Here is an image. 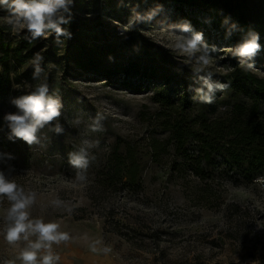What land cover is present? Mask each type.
I'll list each match as a JSON object with an SVG mask.
<instances>
[{
  "label": "rangeland",
  "instance_id": "obj_1",
  "mask_svg": "<svg viewBox=\"0 0 264 264\" xmlns=\"http://www.w3.org/2000/svg\"><path fill=\"white\" fill-rule=\"evenodd\" d=\"M132 2L139 3L141 11L161 3L171 20L188 19L203 31L205 40L220 49L208 70L213 80L228 82L230 87L217 92L211 105L192 101L187 91L195 78L192 65L166 47L168 40L154 23L141 24L127 33V39L122 38L120 26L130 13L117 0H75L72 22L65 26L72 39L54 49L48 48L55 44L53 37L30 41L0 19V75L10 79L9 91L0 96V117L14 111L10 98L26 95L43 82L63 102L59 120L65 132L56 135L42 130L50 137L47 147L9 142L7 130L0 131V152L14 156L7 162L15 169L13 178L38 193L33 215L43 214L45 222L59 221L61 231L75 237L54 245L60 255L58 264H264V190L258 183L264 180V170L250 172L252 179L244 177L230 156L234 151L228 152L227 164L226 151L215 145L209 160H202L206 176L200 180L192 176L191 169L201 144L187 139L178 148L168 130L181 119L168 105H180L185 90L190 105L184 115L188 123L197 118L228 123L237 106L243 116L252 106L264 111V94L241 81L246 73L264 80V52L256 55L255 68L245 71L238 58L226 51L234 40L225 39L212 22L204 24L207 17L194 9L179 10L163 0ZM21 42L26 43L24 50ZM136 45L139 51L133 52ZM36 53L44 57L39 80L33 79L31 65ZM76 58L92 71L76 68ZM129 58L139 74L153 79H124L119 71ZM26 69L32 73L31 80L18 82ZM98 114L105 117L103 131L89 132L87 125ZM77 116L82 123L72 125ZM83 139H98L100 146L92 150L96 159L86 170V182L81 183L76 180L78 170L67 163V154ZM152 139L165 149L156 158L149 150ZM117 143L129 145L140 160L136 183L124 187L104 183V157ZM255 151L242 150L241 155L248 157ZM6 167L0 164V169ZM56 197L70 203L71 214L52 207L41 213L39 204ZM7 206L6 200H0V214ZM84 234L87 241L80 239ZM97 240L101 243L96 244ZM16 253L0 234V264Z\"/></svg>",
  "mask_w": 264,
  "mask_h": 264
},
{
  "label": "clouds",
  "instance_id": "obj_2",
  "mask_svg": "<svg viewBox=\"0 0 264 264\" xmlns=\"http://www.w3.org/2000/svg\"><path fill=\"white\" fill-rule=\"evenodd\" d=\"M75 0H0V16L9 28L17 34H23L30 40L53 37L56 45H61L72 39V32L67 25L73 19V5ZM118 6L129 7V18L126 24L120 26L119 35L127 39V33L135 30L141 24H155L162 30L168 40L166 47L184 58L186 64L192 65L194 76L187 91L192 93L190 99L199 104L211 105L216 99L217 92H224L230 87L228 82L213 80V73L208 70L215 61L220 49L215 44H209L201 30H196L191 21L185 18L171 20L165 15L163 4L154 3L146 10H139V3L132 0H117ZM223 16L221 27L224 29V38L230 39L235 32H242L241 40L226 49L230 56L238 58V63L245 70L255 68L256 55L264 51L260 43V33L254 29L243 30L240 25L232 20L230 15ZM204 24H210L211 19L205 18ZM138 47H133V52H138ZM44 57L36 53L31 60L33 66V79L39 80L44 69L41 66ZM109 60L112 57H108ZM9 104L14 111L6 112L0 117V131H6V139L15 143L22 141L26 146L39 145L47 147L50 137L42 131L62 135L65 132L59 117L62 115L63 102L58 94H50L46 82L39 83L34 90L26 95L14 96L9 99ZM103 115L98 114L87 125V130L92 133L103 131ZM72 125H80L79 116L74 118ZM100 146L98 139H83L79 147L67 154V163L77 169L76 180L84 183L87 180L86 170L90 163L96 159L93 149ZM10 153L0 152V164L7 165L0 169V200H6L8 206L0 214V234L6 241L17 249L15 257L4 264H58L60 255L54 245L62 241L75 239L70 234L61 231L59 221L45 222V217L33 215L34 207L38 204V193L26 190L18 184L12 174L15 169L7 164L13 160ZM41 213L52 207L54 210H63L71 214L73 207L69 202L56 197L47 204H39ZM88 240L87 234L80 237ZM96 244L101 241H95ZM95 251V247L92 248ZM104 251H108L107 248Z\"/></svg>",
  "mask_w": 264,
  "mask_h": 264
},
{
  "label": "trees",
  "instance_id": "obj_3",
  "mask_svg": "<svg viewBox=\"0 0 264 264\" xmlns=\"http://www.w3.org/2000/svg\"><path fill=\"white\" fill-rule=\"evenodd\" d=\"M99 2V0H97ZM159 1V0H157ZM170 1L176 4L181 10V7L194 9L203 17L211 19L214 27L218 28L224 34V29L221 27L223 16L220 11L223 10L224 15H230L232 20L237 22L243 30L254 29L260 33V43L264 45V0H163ZM243 33H233L231 39L234 40V45L241 40ZM238 39V41H236ZM20 49H25V42L20 43ZM140 44V43H139ZM58 45H49L48 48H53ZM135 47L140 48V45ZM157 49V47H155ZM264 52V51H261ZM157 51L155 52V54ZM90 60V58H88ZM68 62V61H67ZM165 61H163V64ZM76 68L87 69L92 71L91 67L81 65L80 58L74 61ZM118 72V71H117ZM120 75L125 79L151 78V75H141L134 68V63L129 58L125 62L123 68L119 71ZM116 74V73H114ZM113 74V75H114ZM32 73L30 69L24 70L18 78V82L30 81ZM241 81L248 82L254 87L257 93L264 94V80H258L251 73H246ZM10 79L8 75H0V96L5 95L9 91ZM180 105H168V110L178 115L180 122L169 127L170 136L175 140L176 145L181 147L185 140L192 139L201 144L199 154L193 162L191 174L203 180L206 176L202 167V160L207 161L210 158V153L219 147L226 151V157L223 158L229 164L228 152L232 160L236 162L237 167L243 171L244 177L252 179L248 174L264 170V111H258L256 106H252L249 114L243 116V112L237 106L234 109V117L230 121L224 122L216 120L208 122L204 119L197 118L188 123L185 121V113L189 109V96L185 90L180 97ZM227 123V124H226ZM182 124H185L183 126ZM149 150L152 158L163 154L165 149L162 148L157 139H152L149 142ZM242 150L250 151L257 150L254 154L248 157H242ZM261 150V151H260ZM236 152V153H235ZM203 155V157H201ZM140 160L135 156L129 145H120L119 143L110 147L108 153L104 157V183L119 184L121 187L136 183L137 176L140 173ZM246 166V167H243ZM243 167V168H242ZM249 176V177H248Z\"/></svg>",
  "mask_w": 264,
  "mask_h": 264
},
{
  "label": "built area",
  "instance_id": "obj_4",
  "mask_svg": "<svg viewBox=\"0 0 264 264\" xmlns=\"http://www.w3.org/2000/svg\"><path fill=\"white\" fill-rule=\"evenodd\" d=\"M100 1L104 2L105 0H100ZM258 183H259L261 189L264 190V180H260V181H258Z\"/></svg>",
  "mask_w": 264,
  "mask_h": 264
}]
</instances>
